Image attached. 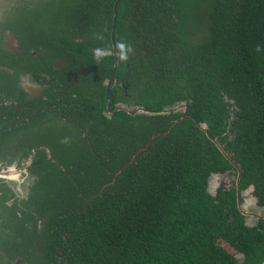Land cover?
Instances as JSON below:
<instances>
[{"label": "trees", "instance_id": "obj_1", "mask_svg": "<svg viewBox=\"0 0 264 264\" xmlns=\"http://www.w3.org/2000/svg\"><path fill=\"white\" fill-rule=\"evenodd\" d=\"M12 31L92 74L69 79L80 105L68 100L67 131L48 132L57 162L33 164L31 220L0 238V264L264 262V218L247 225L236 185L241 171L264 207V0H42ZM26 55L15 62L44 63ZM214 174L236 180L213 195Z\"/></svg>", "mask_w": 264, "mask_h": 264}, {"label": "flooded vegetation", "instance_id": "obj_2", "mask_svg": "<svg viewBox=\"0 0 264 264\" xmlns=\"http://www.w3.org/2000/svg\"><path fill=\"white\" fill-rule=\"evenodd\" d=\"M40 1L0 0V8H15L12 9L15 11L25 6L29 11L24 15L29 17L31 9ZM20 2L23 3L18 6ZM22 16L19 15L18 19ZM10 17L7 14L3 18L1 11L0 36L4 38L3 49L12 53L11 57L15 60L7 57L6 62H0V238L10 237L13 242L15 236H18L17 224L21 222L26 227L31 220L30 213L24 217L22 210L26 209L25 202L30 199L34 181L39 177L31 171L33 164L36 160L46 164L44 153L47 159L57 162L52 158L53 145L47 141L48 132L66 130L62 123L69 121L65 116L66 111H69L68 100L80 105L78 94L71 93L69 79L79 84L77 88H80L89 82L92 68L76 67L65 58L56 59L58 56L49 53L52 47L39 50L21 48L16 43L5 44L7 39L17 40L16 32L5 23ZM26 53L34 58H42L44 63L15 62L20 57H28ZM68 129L78 133L83 127L71 125ZM66 138L70 140L68 136ZM5 195L6 199H3ZM38 226H41L40 222ZM23 263L22 257L15 259V264Z\"/></svg>", "mask_w": 264, "mask_h": 264}, {"label": "rangeland", "instance_id": "obj_3", "mask_svg": "<svg viewBox=\"0 0 264 264\" xmlns=\"http://www.w3.org/2000/svg\"><path fill=\"white\" fill-rule=\"evenodd\" d=\"M22 3L23 2H20L18 4V6H20ZM36 5H34V7L32 9H34L36 7ZM12 9H15V8H5L4 10L1 9V11H2V17L3 18H6L7 14L9 16H11L10 19H8L5 23H6V25L13 28L15 23L19 20L18 19L19 15H22V14L24 15L26 12L29 11V8L25 7V6H20V8H17V10H15V11H13ZM10 10H12V11H10ZM1 11H0V15H1ZM235 180H236V177H234L231 174H225V175L214 174L210 178L209 191L213 195H216V192L222 183H226L229 186ZM241 196H242L243 210L247 213H251V214H248L247 216L244 215L246 217V223L248 226H256L258 224V220L260 219L258 216L264 214V207H260L258 205L257 198L253 194V189H248V190L242 192ZM236 257L240 261L243 258V256L241 254H238ZM12 264H15V260L13 261ZM23 264H29V263L26 259H24Z\"/></svg>", "mask_w": 264, "mask_h": 264}, {"label": "clouds", "instance_id": "obj_4", "mask_svg": "<svg viewBox=\"0 0 264 264\" xmlns=\"http://www.w3.org/2000/svg\"><path fill=\"white\" fill-rule=\"evenodd\" d=\"M97 40L103 41L104 37L102 35H97L96 36ZM115 55L116 58L120 62H127L129 60L130 55L133 53L134 49L132 46L126 41V40H121L116 43L115 45ZM107 55V50L105 48L97 47L93 50V57L99 63L105 56ZM64 143H67L68 140L65 138Z\"/></svg>", "mask_w": 264, "mask_h": 264}, {"label": "water", "instance_id": "obj_5", "mask_svg": "<svg viewBox=\"0 0 264 264\" xmlns=\"http://www.w3.org/2000/svg\"><path fill=\"white\" fill-rule=\"evenodd\" d=\"M116 19H117V13H116V15H115V22H116ZM113 39H114V38H113ZM12 43H13V44L16 43V45L18 44V43H17V40H16L15 38H13L12 40L7 39L6 42H5V44H8V45H10V44H12ZM114 48H115V44H114ZM115 50H116V49H115ZM108 108H110V106H108ZM138 110H139V111H143L144 109H143V108H138ZM168 113H169V111H168ZM187 118H188L187 116H184V117H183V119H187ZM200 127H201V126H200ZM201 129H203L204 131H207V128L204 127V126H202ZM207 134H208V136L211 138V136H210V134H209L208 132H207ZM211 139H212V138H211ZM213 140L217 143L219 149L225 154V156H226L228 159H230L229 155L226 153V151L223 149V147L218 143L217 139H213ZM146 148H147V147L142 148V149L140 150V152L143 151V150H145ZM135 159H136V156L133 157V159L131 160V162H134ZM230 160H231V159H230ZM2 174H3V175H6V173H4V172H3ZM240 180H241V171L239 172V175H238V178H237V183H236V185H237V194H238V196H237V199H238V207H239V210L241 211V213H242L243 215L247 216L248 214H251V213H247V212H245V211L243 210V203H242V196H241L242 192H241V188H240ZM258 217H259L260 219H261V218H264V214L259 215ZM262 264H264V262H263Z\"/></svg>", "mask_w": 264, "mask_h": 264}]
</instances>
